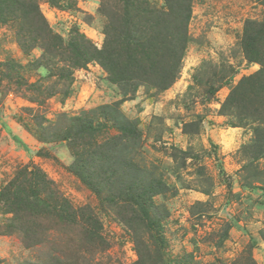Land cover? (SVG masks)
Wrapping results in <instances>:
<instances>
[{
    "label": "rangeland",
    "instance_id": "rangeland-1",
    "mask_svg": "<svg viewBox=\"0 0 264 264\" xmlns=\"http://www.w3.org/2000/svg\"><path fill=\"white\" fill-rule=\"evenodd\" d=\"M58 1L38 0L64 45L83 33L102 48L100 0ZM248 20L264 21L260 0H192L164 88L25 48V20L2 23L0 264H264V88L250 78L261 64L244 48ZM17 181L47 184L43 197L75 217L30 216L27 242V212L3 192Z\"/></svg>",
    "mask_w": 264,
    "mask_h": 264
},
{
    "label": "trees",
    "instance_id": "trees-1",
    "mask_svg": "<svg viewBox=\"0 0 264 264\" xmlns=\"http://www.w3.org/2000/svg\"><path fill=\"white\" fill-rule=\"evenodd\" d=\"M260 1L264 4V0ZM51 2L59 5L58 0ZM100 2V10L107 17L102 48L83 33H78V37L65 46L42 14L38 0H0V25L23 18L25 26L21 24L17 30L23 47L40 46L47 54L67 52L69 62L75 66L98 61L113 81L139 80L161 88L172 84L180 72L187 48L192 0H164L160 5H152L150 0ZM243 43L247 57L261 64V69L250 77L251 81L264 88V21L246 22ZM230 101H234V94ZM80 173L86 176L82 170ZM35 178L44 179L37 175ZM41 184L23 190L17 181L3 191L14 196V212H27V220L19 229L27 242L33 240L38 227L30 216L56 212L65 220L66 216L74 218L78 211L65 198L57 199L52 194H45L44 198L43 192L49 187Z\"/></svg>",
    "mask_w": 264,
    "mask_h": 264
}]
</instances>
